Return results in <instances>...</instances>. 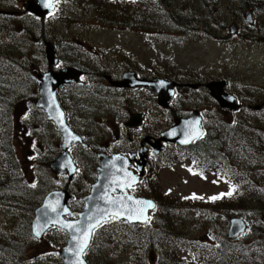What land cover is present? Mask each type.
Returning <instances> with one entry per match:
<instances>
[{
  "label": "rangeland",
  "instance_id": "rangeland-1",
  "mask_svg": "<svg viewBox=\"0 0 264 264\" xmlns=\"http://www.w3.org/2000/svg\"><path fill=\"white\" fill-rule=\"evenodd\" d=\"M16 1L17 3H1L0 11L10 13L13 17L25 15L22 7L25 0ZM10 4L14 7L11 10L19 13L8 12ZM248 12L253 21L249 28L244 22ZM210 15L213 16L215 25L208 22L211 21L208 20ZM193 17L200 20V34L182 37L181 31L186 27L184 23L193 22ZM110 18L113 22L108 24ZM41 23H44V32L38 37L33 33L31 37L34 39L30 46L26 41H12L13 45L10 47L14 55L25 58L20 59V62L31 68L34 77L35 70L44 73L48 69L43 44L51 42L68 55V62L74 63L80 59V63L87 65L92 71L104 62L108 66L136 63L137 69L143 71L140 73L151 72L160 79L181 84L192 83L193 80L227 81L228 94L238 97L242 103L244 99L250 101L254 98L253 106L262 105L263 108L256 115H245V111H241L230 116L220 110L209 97L208 91H188V102L203 104L209 112L214 113L212 122L215 126L217 121L227 126L243 123V126L236 128L235 137L229 143L230 163L227 164L231 166L230 177L226 179L222 176L217 180L210 173H206V177L200 176L193 171L191 163L181 162L177 158L170 160L165 168L157 166L162 169L157 174L160 193V199L157 200L160 204L158 211L150 215L149 226L153 229L161 226L157 228L160 229L157 232L160 240L156 241V247L161 252H169L173 264H207L202 255L196 259L184 254L191 243L212 248L228 241L230 245L258 249L264 239V178L261 177L264 173L259 171L261 163L258 159L264 154V135L248 129H260L264 133V1L173 0L167 4L163 0H156L155 4L152 0H56L53 13ZM231 26L236 29L234 38L229 36ZM0 29L7 32L3 26ZM44 36L45 39L42 40ZM17 46H20V51ZM5 71L9 73L8 67ZM182 95L177 91L175 102L181 100ZM32 98L13 101L12 110L9 111L13 148L18 161L17 170L24 182L32 184L43 177L47 188L54 190L60 181L54 180L49 171V164L53 160V125L46 121L42 112L35 109L30 101ZM137 103L139 113H148L147 132L165 128L164 114L162 110L156 109V104L148 94L138 91ZM223 131L224 128L221 129ZM214 134L217 139V133ZM247 142L253 145V151L248 152L245 161V156L236 149L246 146ZM172 152L173 150L168 149L161 156ZM45 164H48L47 169ZM248 170L252 175L247 179L254 189L240 187ZM229 182L233 184L228 186ZM84 186L85 183L82 182L83 189ZM143 192L147 197V187ZM229 192L232 194L227 195ZM214 196L220 198L212 200L211 197ZM26 206L21 204L18 207L24 210L25 215H22L18 211L11 212L0 204V247L11 246L12 242L25 247L21 258H10L9 262L0 254V264H61L58 252L67 240L63 232L50 231L41 241H36L31 234L22 235L23 230L18 232L22 224H31L33 220L34 212ZM236 218L243 219L247 230L236 240H228L230 221ZM116 224L118 227L97 233L95 245L88 253L90 264H138L134 257L137 252L133 253L129 244L111 240V237L120 239L123 233L130 238L134 230L128 231L123 222ZM154 233L156 232L153 231ZM171 239L173 241L170 244ZM142 248L143 244L139 242L136 249ZM216 249L217 247L214 250ZM0 251L6 255L4 250ZM261 258L251 257L247 260H250L249 264H255ZM232 261L229 259L228 264Z\"/></svg>",
  "mask_w": 264,
  "mask_h": 264
},
{
  "label": "trees",
  "instance_id": "trees-1",
  "mask_svg": "<svg viewBox=\"0 0 264 264\" xmlns=\"http://www.w3.org/2000/svg\"><path fill=\"white\" fill-rule=\"evenodd\" d=\"M163 1L164 3L170 4L173 0ZM261 1L264 0H260V2ZM152 2H155L156 4V0H152ZM1 3H17V1L0 0V5ZM208 5L210 8H213V5H211V3H208ZM9 7V10H7L8 12L19 13V11L11 10L14 9L12 4H10ZM206 7L207 6L205 5L204 8ZM158 16L159 15H157V17ZM187 16L188 15H186L185 18H187ZM208 17V20H211L208 22L215 25L216 23L212 21L214 19L213 16L210 15ZM215 20L218 21V19ZM199 21L200 20H198L196 17H193L194 23L192 21H189V23H184L186 27L182 29L181 36L183 37L190 34H192V36L199 35L201 27L200 29L195 28L196 26L200 25ZM112 22L113 21L111 18L107 21L108 24ZM43 25L44 23H41L38 19L26 13L25 15L14 17L12 15H0V26L5 27V30H7V32H3L0 29V95H2V97L0 96V204L3 205L7 210L11 212L18 211L22 215H25L24 210L18 208L21 204H26V208H32V211L34 212V210L39 207L44 197L49 192L53 191V188H47L48 185H46V182H43V177L38 178V180H35L32 184L26 183L23 181V178L20 177L17 170L18 161L16 159L13 148L11 130L12 122L9 120V111L11 112L12 110L13 101L18 102L22 101L23 99H29L33 97V100L30 101L31 103L33 102V105H35V102L37 100L38 83L36 81V78L32 75L33 73L30 70L31 68L29 69V66H27L25 63L20 62V59L23 60L25 58L14 55L10 47L11 45H13L12 41H26L27 43H29L28 46H30V42H32L34 39L31 37L33 36V33L35 37H38L41 36V34L44 32ZM213 28L216 29L217 26H213ZM1 32H3L4 35H2ZM41 39H45V36ZM17 50L20 51V46H17ZM7 67L9 69V73L5 71V68ZM3 95L5 97H3ZM242 124L243 123L239 122V124L227 126L220 123V121H217L216 126L212 124L210 127H206V134L199 141H196L194 144L185 149H172L173 152L171 154H168L167 156H161L157 162H153L151 167H148L147 171L149 170L150 173L142 180L139 188L136 191V194L140 197H146L144 196L143 189L147 187L148 196L146 198L152 199L156 203L155 212L158 211V206L160 203L157 199H160V193L157 188V174H159L162 169L157 166L165 168L169 161L174 158H177L181 162L188 161L189 163H191L193 171L200 176H205L206 173H210L217 180H220L222 176H224L226 179H229V171L231 170L230 164H227L229 160L228 155L230 154L228 150L229 143L231 142V139L235 137L236 128L239 126H243ZM222 128H224L223 132H221ZM248 130H251L254 133L260 135L258 131L259 129L249 128ZM214 132H216L218 135L217 139ZM252 146L253 145L247 142L246 146H242L241 149H236L238 153H240L242 156H245V161L247 160V156L249 154L248 152L253 151ZM258 159H264V154L258 157ZM45 166L47 169L48 164H45ZM261 168L264 169V160L260 165V169ZM233 173L235 176H237L236 172ZM251 175V171L248 170L245 178H242V182L240 184V187H242V189L247 187L253 188V184L250 180L247 179L250 178ZM227 184L229 186L233 183L229 182ZM258 186L260 187V185ZM116 225V222H112L97 230L93 235L91 247L95 245L97 233L99 234V231L118 227ZM124 226L128 228V231L134 230V234L130 235L129 238L127 237L126 233H123L121 234L120 239H112L111 237V240L129 244L131 247V251H133V253L137 252L134 257L137 260L138 264H151L149 263V254L151 252L154 253L153 264H173L172 255L169 252L167 253L166 251L161 252V250H157L156 246H158V244L156 243V241L160 240L158 239L159 237L157 235V232L160 229L158 230L157 228L160 225H158L156 229L149 228L150 223L145 226H129L126 224H124ZM22 230V235L30 236L29 223L22 224L18 232ZM153 231L156 233L153 234ZM48 234H46V236ZM7 241L4 240V242ZM172 241L173 239H171L170 244L172 243ZM139 242H142L143 248L137 250L136 245ZM230 244L231 243H229L228 241H223L222 246L218 245L212 248H208L207 245H198L196 243H191L189 244V248L185 250L184 254H186L190 258H196L197 256L202 255L207 261V264H228L229 259L233 260L231 264H249L250 260L247 259L251 257H262L259 261L255 262V264H264V239L261 240L258 249H254V247L252 246L245 247L243 245ZM215 247H217L216 250H214ZM0 250H4L6 252L5 256L1 251L0 254L5 258V261L9 262L10 258H21L23 256V252L25 251V247L18 242H12L11 246L2 245L0 247ZM169 251L171 252V250ZM88 252L85 255V260L87 261V264H90V262L88 261ZM212 257H214L215 260Z\"/></svg>",
  "mask_w": 264,
  "mask_h": 264
},
{
  "label": "flooded vegetation",
  "instance_id": "flooded-vegetation-1",
  "mask_svg": "<svg viewBox=\"0 0 264 264\" xmlns=\"http://www.w3.org/2000/svg\"><path fill=\"white\" fill-rule=\"evenodd\" d=\"M246 27L249 28V26ZM195 28L200 29V25ZM229 36L234 38L236 31L234 35ZM55 45L57 46V64L53 67V73H59L64 69H74L80 73L77 84L62 86L56 92V100L63 113L64 123L80 141V143L71 144L67 150V154L75 167L72 179L69 180L67 174L53 173L54 180L58 179L60 181L53 192L65 193L70 197L67 207L73 215L79 214L83 210L82 199L89 194L91 186L96 182L97 169L103 161L111 157L121 156L128 161L127 170L136 176L139 174L137 168L142 164V159L139 156V152L142 151L146 157V167L139 183L129 192L134 197H140L136 194V191L142 180L150 173L149 170L147 171L148 167H151L152 162L156 159L159 160L166 150L179 147L177 145L161 144V152L155 155L153 147L156 145V141L160 140L161 134L172 128L175 122L188 120L193 112H197L200 117L203 136L206 134V127H208V118L213 123L212 116H214V113L209 112L203 104H198L195 101L188 102L187 99L188 91L195 89L197 93L201 90L207 91L205 86L212 83V81L193 80L192 83H176L175 81L160 79L152 75L151 72L140 73L143 71L137 69L136 63H130L129 65L126 63L121 65L111 64V66H108L104 62L98 64L96 69L92 71L87 65L81 64L80 59L75 60L74 63L68 62V55L63 53L62 50L60 51L57 44ZM127 76L128 78L135 76L137 80L145 81L163 80L176 85L167 109L160 108L157 105V99L144 88L117 86L124 83L123 79ZM225 82L227 85L224 92L227 93L229 83ZM190 86H195V89H191ZM138 91L148 94L156 104V109L162 110L164 129L157 132H150L153 130L147 132V126L149 127L147 125L148 113L137 111ZM177 91L183 95L181 100L175 102ZM234 98L239 106L237 112L245 111V115H256L263 108L262 105H252L254 98L250 101L244 99L243 103L238 97L234 96ZM87 104L91 106H86ZM255 108L258 109L255 110ZM220 110L230 116L237 113L221 108ZM258 131L260 135H264L263 132H260V129ZM53 139L54 161L63 152L62 138L57 133L54 125ZM263 160H259L260 163ZM259 171L264 173L262 168ZM261 177L264 178V176ZM82 182L85 183L84 189L81 187Z\"/></svg>",
  "mask_w": 264,
  "mask_h": 264
},
{
  "label": "water",
  "instance_id": "water-1",
  "mask_svg": "<svg viewBox=\"0 0 264 264\" xmlns=\"http://www.w3.org/2000/svg\"><path fill=\"white\" fill-rule=\"evenodd\" d=\"M54 0H25L22 4L24 12L39 19L40 22L52 14ZM0 14L3 12L0 11ZM244 21L251 25V13H246ZM235 28H230V34L234 35ZM44 55L47 63V71L39 73L35 70L37 85V100L35 109L43 113L47 122L54 125L57 133L62 138V153L49 164V171L53 174H67L71 180L75 173V167L67 154V150L73 143H80L77 136H74L66 127L63 113L56 100L57 90L65 85L77 84L80 73L74 69H64L59 73H53V67L57 64V46L51 42H44ZM124 83L117 86L123 88H144L157 99V105L162 109H167L170 98L173 96L176 85L163 80H137L135 76L124 77ZM131 82V83H130ZM226 82H212L205 86L209 97L221 108L231 112L238 110L235 98L224 92ZM195 89V86H190ZM258 108H255L257 110ZM203 131L200 128V118L197 113H193L186 121H178L167 132L161 134L160 140L156 141L153 153L159 154L162 150L161 144L178 145L188 147L193 142L200 139ZM142 164L137 168L138 175H133L127 170L128 161L121 156L111 157L103 161L97 169L96 182L91 186L89 194L82 199L83 210L76 216L75 220L69 221L65 217L70 215L67 203L70 197L65 193L50 192L47 194L41 205L34 211L33 220L30 224V234L36 241H41L44 235L51 229H58L65 233L67 241L59 250L58 255L61 264H86L83 255L88 249L92 235L100 226L109 223L112 219L116 222H125L128 225H144L148 223V214L155 209V203L147 199H136L129 195V191L136 186L143 176L146 167V157L139 152ZM151 202L154 207H146L144 203ZM119 212L115 216L113 213ZM74 225V229L65 225ZM94 228H89L91 225ZM247 230V226L242 218L232 219L227 232L228 240H236ZM87 234V246L80 251V245ZM264 237V231L262 233ZM154 257L151 253L150 261Z\"/></svg>",
  "mask_w": 264,
  "mask_h": 264
},
{
  "label": "snow or ice",
  "instance_id": "snow-or-ice-1",
  "mask_svg": "<svg viewBox=\"0 0 264 264\" xmlns=\"http://www.w3.org/2000/svg\"><path fill=\"white\" fill-rule=\"evenodd\" d=\"M232 193L231 192H229L227 195H231ZM194 198H197V197H194ZM218 198H220V197H211V199L212 200H216V199H218ZM136 203H144L145 205H146V207H149V208H151V207H154V205L151 203V202H141V201H136ZM113 215H115V216H118V215H120V213L119 212H116V213H113ZM65 227H67V228H70V229H74V225H71V224H68V225H65ZM95 227V225L93 224V225H91L90 226V228H89V232L91 231V228H94ZM87 246V234H85V237H84V239H83V242L81 243V245H80V251H83V249L85 248Z\"/></svg>",
  "mask_w": 264,
  "mask_h": 264
}]
</instances>
